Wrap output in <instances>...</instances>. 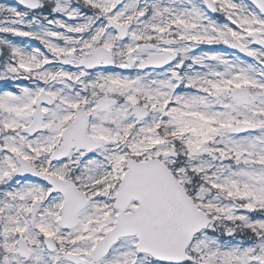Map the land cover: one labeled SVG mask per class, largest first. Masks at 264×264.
<instances>
[{
    "label": "snow or ice",
    "instance_id": "1",
    "mask_svg": "<svg viewBox=\"0 0 264 264\" xmlns=\"http://www.w3.org/2000/svg\"><path fill=\"white\" fill-rule=\"evenodd\" d=\"M0 264H264V0H0Z\"/></svg>",
    "mask_w": 264,
    "mask_h": 264
}]
</instances>
